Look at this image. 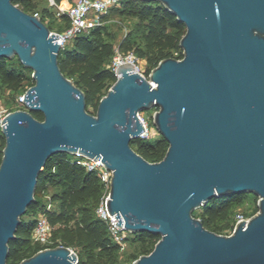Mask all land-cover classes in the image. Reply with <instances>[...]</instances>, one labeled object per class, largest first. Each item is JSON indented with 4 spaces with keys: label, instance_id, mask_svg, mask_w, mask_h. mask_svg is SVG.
Segmentation results:
<instances>
[{
    "label": "water",
    "instance_id": "obj_1",
    "mask_svg": "<svg viewBox=\"0 0 264 264\" xmlns=\"http://www.w3.org/2000/svg\"><path fill=\"white\" fill-rule=\"evenodd\" d=\"M187 26L184 55L149 76L125 61L87 109L85 90L61 68L58 33L14 0H0V58L33 69L26 107L2 119L0 264L35 200L41 171L58 152L102 158L113 170L108 209L132 232L160 234L154 249L126 264H264V0H158ZM170 145L151 161L132 140L139 112ZM40 110L44 118L32 112ZM252 192L259 210L231 233L208 228L195 209L211 198ZM71 246H47L14 264H78Z\"/></svg>",
    "mask_w": 264,
    "mask_h": 264
},
{
    "label": "trees",
    "instance_id": "obj_2",
    "mask_svg": "<svg viewBox=\"0 0 264 264\" xmlns=\"http://www.w3.org/2000/svg\"><path fill=\"white\" fill-rule=\"evenodd\" d=\"M14 1L28 12H39L45 21L47 16L53 14L49 7L38 8L35 0ZM55 2L56 4H52L54 7L66 4L65 0ZM113 11L137 18L134 30L123 40L121 47L124 51L134 49L139 57L148 59L149 66L145 72L147 76L162 59L170 56L181 58L184 55L180 42L187 26L161 1L121 0L119 5L111 6L103 16V23L75 34L59 52L62 70L85 90L87 109L93 113L97 112L100 99L118 77L111 66L116 53L115 44L105 23L107 16ZM62 19L70 25L67 13L62 15ZM48 25L53 29L49 23ZM135 35L143 40V44L139 42L134 46L131 40ZM69 42L72 44L69 45ZM13 58H0V83L11 90L10 100L19 105L17 108L26 107L19 103L18 96L28 88V76L24 69L30 67L25 66L19 57L18 64H14L11 62ZM32 112L36 117L44 118L42 111ZM149 123L156 126L153 117ZM5 144L6 137L0 126V164ZM132 145L149 160L157 161L165 156L170 143L159 131L158 135L133 139ZM72 156V153L58 152L50 157L41 171L36 198L22 215L16 236L10 241L8 262L19 263L46 246L59 244L71 246L77 251L78 264H126L141 254L151 252L161 238L160 234L127 230V241L139 245L140 252L129 255L125 261L121 260V244L114 239L108 221L97 212L105 191L104 183L96 170L87 169L72 160ZM248 193L252 192L213 197L195 209L194 214L201 217L208 228L220 233H230L238 213L234 208L243 202ZM255 197L259 199L256 194ZM49 202H53L50 209L47 208ZM198 209L200 212L196 213ZM258 210L257 204L251 214L245 213L253 215ZM40 211H45L55 226L54 241L49 244L36 242L32 238Z\"/></svg>",
    "mask_w": 264,
    "mask_h": 264
},
{
    "label": "built area",
    "instance_id": "obj_3",
    "mask_svg": "<svg viewBox=\"0 0 264 264\" xmlns=\"http://www.w3.org/2000/svg\"><path fill=\"white\" fill-rule=\"evenodd\" d=\"M121 0H77L75 3L70 4L68 7L57 5V15L62 17L64 13H67L70 17L71 23L65 30L59 31L52 29V32L58 33L61 36L57 40L61 43V47H64L66 43L77 33L81 32L84 29H89L98 24L104 22L103 16L109 8L113 5H119ZM52 4H56L55 0H52ZM39 14V12H35ZM40 15V14H39ZM138 57L133 52H128L125 54L119 49L116 50L114 58L112 60L111 66L115 70L118 65L125 61H132L136 63L137 70L141 71L138 64ZM142 72V71H141ZM24 94V93H23ZM21 94L18 98L19 103H24V95ZM11 110L6 109L2 102L0 101V126L2 127V119L10 112ZM140 117L143 119L146 130L141 133L142 137L153 136L149 121L142 114V111L139 112ZM156 127V126H154ZM157 128V127H156ZM158 129V128H157ZM72 160L77 163L85 166L87 169L96 170L101 177L105 191L101 197L100 204L97 207L98 214L106 219L109 223L110 230L114 236V239L121 244V247L124 246L127 242V233L128 231L124 228H121L117 221L118 217L116 214H112L108 209V199L110 197V188H111V178L113 175V170L110 169L102 160V158L95 159L94 157H89L81 152H76L72 156ZM53 206V202H49L47 208L50 209ZM250 215H247L243 211H238L236 215V223L233 230L236 227V224L242 219L249 220ZM54 224L50 221L47 213L45 211H40L38 214L37 222L32 231V238L36 242H41L43 244H49L54 241ZM233 230L231 232H233ZM230 232V233H231ZM47 247V246H46ZM74 249V248H73ZM79 258H77L76 263H78Z\"/></svg>",
    "mask_w": 264,
    "mask_h": 264
},
{
    "label": "rangeland",
    "instance_id": "obj_4",
    "mask_svg": "<svg viewBox=\"0 0 264 264\" xmlns=\"http://www.w3.org/2000/svg\"><path fill=\"white\" fill-rule=\"evenodd\" d=\"M65 1H66L65 6L68 7L70 4L75 3L77 0H65ZM35 3L37 4L38 8L41 9L43 7H49L50 10L53 12V14L50 17L49 16L46 17V22H48L54 30L62 31V30H65L66 28H68L69 25H67V21L62 19V17L57 16V14H56L57 13V7H54L52 5V0H35ZM136 22H137V18H135L131 15H128V14L121 13L119 11L111 12L107 16L106 21H105V23L108 25L109 31L111 32V39L113 40V42L115 44V49L116 50L119 49L121 52H123L125 54H128V52H130V51L133 52L139 58L138 64L140 66L141 71L143 73H145L148 66H149L148 59L146 57H144V58L139 57L136 54V52L134 51V49H131L129 51H124V49L121 47L123 40H125V38H127L130 35L132 30H134ZM131 42L133 44H135L134 45L135 47L139 42H141V44H143V40L137 35L132 37ZM71 44H72V42H69V45H71ZM11 62H13L14 64H18V62H19L18 57L15 56L11 60ZM110 62L108 64H110ZM24 71L28 76L26 84L29 87L33 84V69L32 68H25ZM10 94H11V90L9 88L3 86L0 83V101L2 102L3 106L9 110H11L13 108L17 109V107H19V105L17 103L12 102V100H10ZM19 96H18V98H19ZM156 110H157L156 107H152L150 109L142 110V114L150 122V120L153 117ZM151 130H152L151 132L153 135L159 134V129H157L156 127L153 126V128H151ZM258 201H259V199L255 197V194L248 193L245 195L243 202L241 204L236 205L234 209H235V211H243V212H247L248 214H251L253 212L255 206L258 204ZM198 212H200L199 209L196 211V213H198ZM139 252H140L139 245H137L131 241H127L126 244L124 246H122V248L120 250V258L122 261H125L129 257V255H131L133 253H139ZM134 260L135 259L130 260L128 262H132ZM128 262H126V263H128Z\"/></svg>",
    "mask_w": 264,
    "mask_h": 264
},
{
    "label": "crops",
    "instance_id": "obj_5",
    "mask_svg": "<svg viewBox=\"0 0 264 264\" xmlns=\"http://www.w3.org/2000/svg\"><path fill=\"white\" fill-rule=\"evenodd\" d=\"M60 6H65V4H64V3H62Z\"/></svg>",
    "mask_w": 264,
    "mask_h": 264
}]
</instances>
